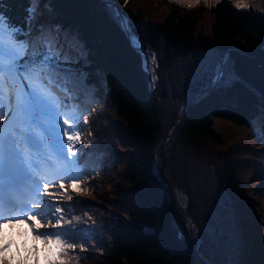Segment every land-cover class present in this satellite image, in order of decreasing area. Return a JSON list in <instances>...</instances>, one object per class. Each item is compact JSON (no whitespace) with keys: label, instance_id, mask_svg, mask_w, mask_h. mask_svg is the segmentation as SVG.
Returning <instances> with one entry per match:
<instances>
[{"label":"trees","instance_id":"obj_1","mask_svg":"<svg viewBox=\"0 0 264 264\" xmlns=\"http://www.w3.org/2000/svg\"><path fill=\"white\" fill-rule=\"evenodd\" d=\"M113 1L143 51L157 54L154 91L142 56L104 0H51L52 15L41 2V23L61 24L84 43L87 64L77 66L95 93L74 145L88 154V171L80 177L81 191L65 186L59 206L74 230L92 229L88 222L98 227L68 241L76 247L68 250L67 264L193 263L166 176L155 167L163 138L180 116L163 149V166L189 236L197 229L203 240L199 250L194 247L202 264H264V141L253 133V118L264 107V0H242L247 8H237V0L173 4L156 24L133 8L141 0ZM0 2L14 24H24L29 0ZM225 56L236 78L229 86H209L207 70ZM222 122L244 138L231 161L227 153L213 157V150L223 152L237 141L219 130ZM212 157L217 162L210 168ZM253 182L262 191L243 198L241 185ZM78 193L105 208L77 199ZM7 264H13L9 257Z\"/></svg>","mask_w":264,"mask_h":264},{"label":"snow or ice","instance_id":"obj_2","mask_svg":"<svg viewBox=\"0 0 264 264\" xmlns=\"http://www.w3.org/2000/svg\"><path fill=\"white\" fill-rule=\"evenodd\" d=\"M41 2L29 0L23 25L14 24L5 14L7 5L0 2V118H6L0 123V241L4 239L5 225L11 228L27 224L33 239L28 251L32 254L41 251L35 244L40 241L45 264H67L68 250L76 247L68 241H78L84 238L82 233L93 229L74 230L71 222L64 220L62 207L44 196L52 195L49 187L58 180L71 181L69 187L81 191L79 180L87 173L89 160L85 158L88 154L74 145L80 141V118L95 93L86 83L88 74L77 66L81 62L87 64L84 43L78 33L61 24L41 23L44 15ZM104 2L148 70L147 53L129 19L120 14L113 0ZM181 2L191 8L199 0ZM235 6L248 7L242 0H237ZM44 10L54 14L51 0H45ZM156 55L152 54L153 60ZM207 71L212 87L229 86L236 78L226 56ZM253 119V133L264 141V107ZM84 123H88L86 116ZM59 188L63 190L65 184L60 183ZM53 208L55 212L51 211ZM47 225L54 230H40ZM190 238L199 250L203 245L199 231L193 229ZM10 243L0 242V261L4 264L8 261L4 253ZM27 258L26 255L24 260Z\"/></svg>","mask_w":264,"mask_h":264},{"label":"rangeland","instance_id":"obj_3","mask_svg":"<svg viewBox=\"0 0 264 264\" xmlns=\"http://www.w3.org/2000/svg\"><path fill=\"white\" fill-rule=\"evenodd\" d=\"M200 2H203V3H200ZM209 2H211V0H199V2L198 3H194V5L195 4H208ZM113 3L119 8V6L116 4L115 1H113ZM173 4H175L177 6L187 7L185 3L181 2V0H159V1L158 0H156V1L155 0H144V1L141 0V1H139L138 4L132 5V6H133V8L138 9L139 12H141L143 14L145 21L156 24V23L162 21L163 16L168 11V8L171 5H173ZM129 5H130V3L127 6H129ZM148 57L153 60V58L151 56L148 55ZM157 82H158V80H157ZM157 102H158V100H157ZM179 119H181V116L178 117L176 122ZM217 126H218L220 131H223V133L227 136V138L229 137L228 138L229 142H232L233 139L235 137H237V135H238V133L235 132V130L233 129V126H231L228 123H224V122L218 123ZM65 127H67V126H65ZM231 133H232V137L230 138ZM167 137L168 136H166V138L164 137L163 141L166 140ZM236 139H237V141L233 145L228 144L226 146V148L223 150V152L222 151H218V150H213L212 152L215 155V156L213 155V157H216L218 159V157L216 155H219L220 153H227V154H229L228 157H227L228 161L233 160L232 159V155L236 156V153L239 150V149L238 150L237 149L234 150V148H233L234 145H242V143L244 141V138L241 137V136H238ZM66 147H67V145H66ZM213 157L210 158V160H211L210 168H213L214 166H216L215 162H217V161ZM157 159H158V155H157L155 163H157ZM237 160L241 161V160H244V158H242V156H241V159L237 158ZM156 165L157 164H155V167H156ZM162 168L166 171V169L163 166V160H162ZM166 173L169 175V173L167 171H166ZM169 177H170V175H169ZM170 180H171V177H170ZM244 180H242L240 182L243 183ZM67 182H70V181H56V183L53 186L49 187V190H48L49 193H52V195H45L44 198L46 200H48L49 202L58 205L59 201L61 200V194H62V191L59 188V184L60 183L66 184ZM171 183H172V180H171ZM171 186H172V184H171ZM166 187H167V179H166ZM172 189H173V187H172ZM240 189H243L242 190V197L243 198L246 197V196H243V193H244V195L246 193L248 195H252V194H254L256 192L259 193V192L262 191V188L258 187L254 182L253 183H248V184L244 183L243 185H241ZM173 194H174V190H173ZM75 195H80V196H82L83 200H87V201H90V202H95L96 204H98L101 207L105 208L103 203L98 201V200H93L92 198H90V197H88V196H86L84 194H79L78 193V194H75ZM174 196H175V194H174ZM175 198H176V196H175ZM182 209L184 211L183 207H182ZM51 211L55 212V209L53 208ZM184 216H185V211H184ZM41 223L42 224H47L46 221H42ZM54 223H55V220L53 219L52 224H54ZM184 223L187 226L185 220H184ZM87 224H89L90 226H95L96 228L98 227V224L95 223V222H88ZM179 226H180V224H179ZM40 230L41 231H53L54 229H53L52 225H47L46 227H43ZM187 230H188V226H187ZM180 231H182L181 226H180ZM3 232H4V239H3V241H0V242H9V241L11 242L8 251L6 253H4V255L9 257V259L11 260V262L13 264H15L16 262L18 264L19 263L23 264L22 259H24V257L26 255L28 257L27 261L32 260V263H33V261L34 262L37 261L39 263L41 262L42 264L45 263L44 253L42 251L43 246L40 243V241H35V244H36V248L37 249H41V251H38L35 254H32V253H30L28 251L31 248L32 244H33V239H32L31 230L30 229L27 230V224H21L18 227L17 226H13L11 228H9L7 225H5ZM188 240H190L192 242V244H193V241L191 240V238L189 236V233H188Z\"/></svg>","mask_w":264,"mask_h":264},{"label":"water","instance_id":"obj_4","mask_svg":"<svg viewBox=\"0 0 264 264\" xmlns=\"http://www.w3.org/2000/svg\"><path fill=\"white\" fill-rule=\"evenodd\" d=\"M115 5V4H114ZM115 7H116V9H118V11L120 12V14L122 15V16H124L123 14H122V12L120 11V9L115 5ZM125 17V16H124ZM127 36V35H126ZM128 37V36H127ZM136 52H138L136 49H134ZM145 52V51H144ZM139 53V52H138ZM146 53V52H145ZM140 54V53H139ZM141 55V54H140ZM147 60H148V63H149V65H148V70H146L149 74H150V76H151V78H152V80H153V83H155V84H157V77H156V79H155V81H154V79H153V74L155 73V76H156V68H157V66L154 64V61L152 60V59H150L149 57H148V55H147ZM143 65H144V63H143ZM155 88L156 87H153V91L155 90ZM152 91V92H153ZM179 121H180V119L173 125V127H172V129H171V131H170V133H169V135H168V137H167V139L166 140H164L163 142H162V144H161V146H160V148H159V150H158V159H157V163H155V164H157L156 165V168L161 172V173H163V174H165L166 175V179H167V187H166V189H167V192H168V195L170 196V198L172 199V201H173V203H174V206H175V208H176V210H177V220H178V222H179V224H180V226H181V228H182V242H183V244L185 245V247L188 249V251L190 252V254H191V256H192V258H193V263L192 264H202V260H201V258L199 257V255L197 254V251H196V249L194 248V246H193V248H190L188 245H187V240H188V230H187V226L185 225V223H184V211H183V209H182V207L180 206V204L178 203V201L176 200V198H175V196H174V194H173V189H172V186H171V180H170V177H169V175L166 173V171L162 168V160H163V149H164V147L168 144V142H169V140L171 139V137H172V135H173V133L175 132V130H176V128H177V124L179 123Z\"/></svg>","mask_w":264,"mask_h":264},{"label":"bare ground","instance_id":"obj_5","mask_svg":"<svg viewBox=\"0 0 264 264\" xmlns=\"http://www.w3.org/2000/svg\"><path fill=\"white\" fill-rule=\"evenodd\" d=\"M148 65H149V63H148ZM150 66V65H149ZM27 230H29L28 229V227H27ZM187 245L190 247V248H193V244H192V242L190 241V240H187Z\"/></svg>","mask_w":264,"mask_h":264}]
</instances>
